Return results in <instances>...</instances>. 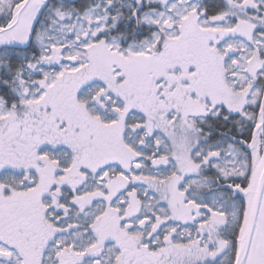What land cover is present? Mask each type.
I'll list each match as a JSON object with an SVG mask.
<instances>
[{
	"label": "snow or ice",
	"instance_id": "6c2138e0",
	"mask_svg": "<svg viewBox=\"0 0 264 264\" xmlns=\"http://www.w3.org/2000/svg\"><path fill=\"white\" fill-rule=\"evenodd\" d=\"M0 264H264V0H0Z\"/></svg>",
	"mask_w": 264,
	"mask_h": 264
}]
</instances>
